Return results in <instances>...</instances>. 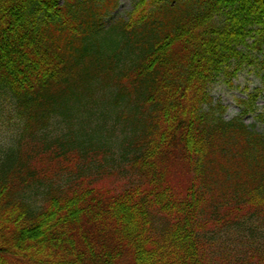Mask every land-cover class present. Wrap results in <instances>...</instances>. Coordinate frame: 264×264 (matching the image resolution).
Returning a JSON list of instances; mask_svg holds the SVG:
<instances>
[{
	"label": "trees",
	"instance_id": "obj_1",
	"mask_svg": "<svg viewBox=\"0 0 264 264\" xmlns=\"http://www.w3.org/2000/svg\"><path fill=\"white\" fill-rule=\"evenodd\" d=\"M118 8L0 0V264H264V133L209 93L264 70V0Z\"/></svg>",
	"mask_w": 264,
	"mask_h": 264
},
{
	"label": "rangeland",
	"instance_id": "obj_2",
	"mask_svg": "<svg viewBox=\"0 0 264 264\" xmlns=\"http://www.w3.org/2000/svg\"><path fill=\"white\" fill-rule=\"evenodd\" d=\"M135 0H119V8L113 14L112 20L127 19V14L134 9ZM254 65L244 63L243 70L235 77L225 75L217 78L209 88L213 105L221 104L224 108L223 117L230 121L243 117L245 123L264 133V70L260 64L263 59L259 53H252ZM261 91L256 102L251 97ZM0 94V147L10 143L18 128L19 121L11 106L12 101L5 92ZM240 101H246L242 104Z\"/></svg>",
	"mask_w": 264,
	"mask_h": 264
}]
</instances>
